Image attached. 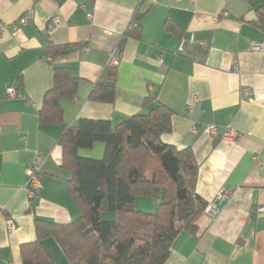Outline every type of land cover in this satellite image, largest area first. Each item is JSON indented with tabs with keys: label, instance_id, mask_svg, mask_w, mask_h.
<instances>
[{
	"label": "crops",
	"instance_id": "obj_1",
	"mask_svg": "<svg viewBox=\"0 0 264 264\" xmlns=\"http://www.w3.org/2000/svg\"><path fill=\"white\" fill-rule=\"evenodd\" d=\"M261 0H0V264H22L20 245L34 240V220L66 224L79 216L66 181L59 138L63 125L42 122L39 110L53 82V66L78 78L73 97L60 100L62 120L102 119L117 125L147 111L151 96L172 111L164 143L190 148L196 193L214 202L199 232L181 231L164 264H264V34L255 25ZM32 10L26 22L21 19ZM141 15L140 36L118 43ZM53 19L59 25L48 29ZM66 46L45 57L48 45ZM118 58L115 100L88 99L110 56ZM249 87L250 97L241 96ZM14 88V95L8 89ZM218 128L213 135L208 126ZM235 130L226 140L221 133ZM43 156L41 188L25 191L28 166ZM100 142L79 149L100 159ZM157 199L135 206L153 211ZM11 220L14 228H6ZM44 246L54 264H70L54 239Z\"/></svg>",
	"mask_w": 264,
	"mask_h": 264
},
{
	"label": "trees",
	"instance_id": "obj_2",
	"mask_svg": "<svg viewBox=\"0 0 264 264\" xmlns=\"http://www.w3.org/2000/svg\"><path fill=\"white\" fill-rule=\"evenodd\" d=\"M255 11V25L264 34V0ZM140 22L136 12L118 49L127 38H139ZM64 47L48 45L45 57ZM52 72L39 119L63 125L61 166L71 171L66 186L79 216L66 224L36 218L34 240L20 245L22 264H54L45 237L54 239L70 264H164L181 231L198 234V221L208 204L195 190L197 164L191 149H177L161 139L171 129L172 111L148 96L147 111L115 126L89 118L64 124L60 100L75 95L78 78L63 66H53ZM116 77L117 65L105 66L88 99L113 103ZM96 142L104 145L100 159L78 154ZM138 198L157 199L154 210L138 209Z\"/></svg>",
	"mask_w": 264,
	"mask_h": 264
},
{
	"label": "built area",
	"instance_id": "obj_3",
	"mask_svg": "<svg viewBox=\"0 0 264 264\" xmlns=\"http://www.w3.org/2000/svg\"><path fill=\"white\" fill-rule=\"evenodd\" d=\"M31 17H32V10H28L22 17L21 21L26 22ZM58 25H59L58 20L53 19L52 22L49 24L48 29L52 30ZM251 48L255 50L263 49L264 41L263 42H252ZM109 64L117 65L118 58H115L114 55L112 54L110 56ZM14 91H15L14 88L8 89L9 95H14ZM240 93L242 97L249 99L251 91L249 87L244 86L241 88ZM208 131L214 136L219 134L218 128L213 125L208 126ZM221 136L226 140H231L237 136V133L235 130L227 129L221 133ZM43 159H44L43 156L39 152H37L34 161L27 168L26 183H25L24 188H25V191L29 199H33L38 193L39 189L41 188L39 172H40V167L43 163ZM225 197H226L225 192H219L212 202H208L207 207L205 208L204 212L210 215L215 214L217 212V209L215 208L213 203L214 202L221 203ZM257 211L264 213V206L258 207ZM0 215H1V211H0ZM6 228L8 230H12L14 228L11 220H7Z\"/></svg>",
	"mask_w": 264,
	"mask_h": 264
}]
</instances>
